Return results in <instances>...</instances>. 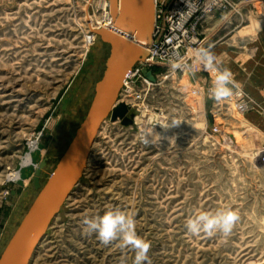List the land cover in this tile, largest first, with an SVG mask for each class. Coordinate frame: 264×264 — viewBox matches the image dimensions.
Instances as JSON below:
<instances>
[{
    "label": "rangeland",
    "instance_id": "rangeland-1",
    "mask_svg": "<svg viewBox=\"0 0 264 264\" xmlns=\"http://www.w3.org/2000/svg\"><path fill=\"white\" fill-rule=\"evenodd\" d=\"M101 3L0 0V255L39 192L8 174L40 138L45 183L94 98L111 49L99 35L88 47L87 15L101 17ZM212 26L205 47L261 107L216 120L209 93H192L214 78L195 59L193 71L160 81L138 122H104L32 264H134L131 248L83 233L85 216L110 209L135 218L149 264H264V4L218 14ZM143 128L159 140H145ZM228 208L239 216L230 235L187 232L192 215Z\"/></svg>",
    "mask_w": 264,
    "mask_h": 264
},
{
    "label": "water",
    "instance_id": "water-1",
    "mask_svg": "<svg viewBox=\"0 0 264 264\" xmlns=\"http://www.w3.org/2000/svg\"><path fill=\"white\" fill-rule=\"evenodd\" d=\"M110 5L113 28L91 29L111 45L110 54L89 110L73 139L45 183L41 175L49 161L42 154L46 144L39 142L35 149L29 147L31 162L17 165V183L25 186L26 180H33L39 192L0 255V264H32L49 228L80 182L104 122L110 118L121 119L127 125L134 123L135 111L127 103L119 102V97L134 65L149 54L147 46L154 39L156 1L110 0ZM146 74L155 80L151 70H146Z\"/></svg>",
    "mask_w": 264,
    "mask_h": 264
},
{
    "label": "built area",
    "instance_id": "built-area-1",
    "mask_svg": "<svg viewBox=\"0 0 264 264\" xmlns=\"http://www.w3.org/2000/svg\"><path fill=\"white\" fill-rule=\"evenodd\" d=\"M103 12L113 22L111 5L104 0ZM156 22L154 39L147 46L149 54L145 60L138 61L127 76L119 102H125L135 111L134 123L150 108L149 98L156 85L165 78L174 77L179 73H189L188 70L175 71L170 69L168 58L178 54L183 61L194 65L192 49L205 47L210 24L218 14L229 11H239L242 5L254 4L264 0H155ZM92 33V30H90ZM146 70H151L155 76L152 80L147 76ZM210 72V71H208ZM214 76V73H211ZM212 86L196 88L192 91L196 96L208 92ZM242 95L220 102L215 101L213 114L215 119L223 118L226 111L244 114L261 107L259 102L243 87ZM146 129V128H145ZM144 128L142 129L145 130ZM147 130V129H146ZM220 126L215 124L213 132L218 133ZM30 147V144H29ZM259 159L264 162V152Z\"/></svg>",
    "mask_w": 264,
    "mask_h": 264
},
{
    "label": "clouds",
    "instance_id": "clouds-1",
    "mask_svg": "<svg viewBox=\"0 0 264 264\" xmlns=\"http://www.w3.org/2000/svg\"><path fill=\"white\" fill-rule=\"evenodd\" d=\"M195 61L203 70L214 73L212 86L209 88V96L217 101L231 99L233 96L242 95V89L227 67H221L216 54L211 48L203 46L192 49ZM170 69L175 71H193L178 54L168 58ZM146 134V133H145ZM147 134H152V129ZM159 140V136L153 137ZM239 221L238 214L232 210L220 209L216 212L200 211L186 220L185 227L192 236L206 235L212 237L216 234L228 236L232 233L235 225ZM83 233L85 235L95 234L98 241L109 246L113 242L119 241L120 248H131L135 252L134 264H149L148 253L150 243L139 237L136 233L135 218L120 209H110L101 216L82 219Z\"/></svg>",
    "mask_w": 264,
    "mask_h": 264
},
{
    "label": "bare ground",
    "instance_id": "bare-ground-1",
    "mask_svg": "<svg viewBox=\"0 0 264 264\" xmlns=\"http://www.w3.org/2000/svg\"><path fill=\"white\" fill-rule=\"evenodd\" d=\"M101 4H102V7L105 5L104 0H102ZM254 4H256V5L257 4H264V1H257ZM87 18L89 20L88 22H89L90 30L92 28H99V27H108V28H111V29L113 28V22L110 21V18H107L106 14H104V12L102 13L101 17H97L95 14L89 13V15H87ZM211 29H214L213 26H212ZM96 35L97 34L94 33V32H92V33L90 32V34L89 33L87 34L88 47H89V44L91 43V41L93 39H95ZM150 130H146L145 129V130H143V133H142V136L147 141L153 139L154 135H156V132H154L153 129H152V134L151 135L147 134V132H150ZM39 142H40V138H37L35 140L31 139L30 140V148L31 149H35L38 146ZM44 152H45V150L42 149V154L43 155H44ZM30 162H31V153L27 152L26 155L23 156V159H22L21 163L26 165V164H29ZM19 177H20V171L17 170V169L13 170L12 172H10L8 174V179H10V180L17 181L19 179ZM28 181L29 180H26V184L28 183Z\"/></svg>",
    "mask_w": 264,
    "mask_h": 264
},
{
    "label": "crops",
    "instance_id": "crops-1",
    "mask_svg": "<svg viewBox=\"0 0 264 264\" xmlns=\"http://www.w3.org/2000/svg\"><path fill=\"white\" fill-rule=\"evenodd\" d=\"M213 30V29H212ZM264 70V69H263ZM244 85V84H243ZM244 88L247 90V91H249L250 93H252L249 89H247L246 88V86L244 85ZM257 95H259L260 97H264V93L262 94V93H260V92H258L257 91ZM256 97V96H255Z\"/></svg>",
    "mask_w": 264,
    "mask_h": 264
}]
</instances>
